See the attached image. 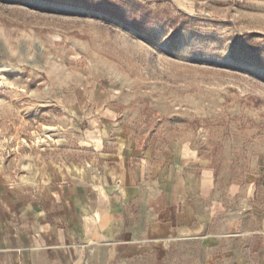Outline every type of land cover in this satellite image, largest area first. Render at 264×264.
<instances>
[{"label":"rangeland","instance_id":"obj_1","mask_svg":"<svg viewBox=\"0 0 264 264\" xmlns=\"http://www.w3.org/2000/svg\"><path fill=\"white\" fill-rule=\"evenodd\" d=\"M120 1L0 0V151L25 138L71 154L86 118L114 106L111 137L185 144L217 170L263 168L264 0H139L166 20L187 14L180 34L132 25L131 5L120 18L89 4Z\"/></svg>","mask_w":264,"mask_h":264},{"label":"crops","instance_id":"obj_2","mask_svg":"<svg viewBox=\"0 0 264 264\" xmlns=\"http://www.w3.org/2000/svg\"><path fill=\"white\" fill-rule=\"evenodd\" d=\"M117 114L92 112L71 154L16 140L0 151V264H264V167L144 149L111 137Z\"/></svg>","mask_w":264,"mask_h":264},{"label":"trees","instance_id":"obj_3","mask_svg":"<svg viewBox=\"0 0 264 264\" xmlns=\"http://www.w3.org/2000/svg\"><path fill=\"white\" fill-rule=\"evenodd\" d=\"M93 8L97 10H101L103 12L110 13L114 16L123 18V15L121 14V6L125 5H131L135 10L133 13V19L134 22L132 25L136 27H145V23L147 22L146 20L150 21H161L163 25H170L173 27V32L176 34L182 33V29L186 21H181L178 22L177 19L179 18H185V19H190L187 14H180L178 16L171 17L169 19H165L164 17H161L160 14H155V12L149 8V6L139 0H129V1H120L116 5H119L120 8H111L110 6H105L102 7L100 4H94V3H89Z\"/></svg>","mask_w":264,"mask_h":264},{"label":"built area","instance_id":"obj_4","mask_svg":"<svg viewBox=\"0 0 264 264\" xmlns=\"http://www.w3.org/2000/svg\"><path fill=\"white\" fill-rule=\"evenodd\" d=\"M21 144L24 145V146H29L30 143L25 138H23ZM14 148L15 147H12V148H9V149L14 150ZM17 148H19V147H17ZM7 151H8V149H7Z\"/></svg>","mask_w":264,"mask_h":264},{"label":"bare ground","instance_id":"obj_5","mask_svg":"<svg viewBox=\"0 0 264 264\" xmlns=\"http://www.w3.org/2000/svg\"><path fill=\"white\" fill-rule=\"evenodd\" d=\"M1 82V81H0Z\"/></svg>","mask_w":264,"mask_h":264}]
</instances>
